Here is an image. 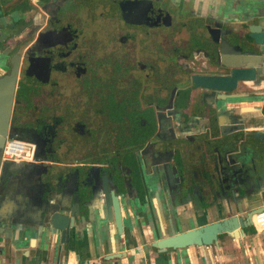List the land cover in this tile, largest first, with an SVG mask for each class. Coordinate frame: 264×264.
Masks as SVG:
<instances>
[{
	"label": "flooded vegetation",
	"instance_id": "obj_1",
	"mask_svg": "<svg viewBox=\"0 0 264 264\" xmlns=\"http://www.w3.org/2000/svg\"><path fill=\"white\" fill-rule=\"evenodd\" d=\"M242 1H6L3 14L19 8L20 17L8 22L0 55V80L18 56L0 135V206L38 218V197H50L54 209L78 204L97 221L104 189L142 211L162 208L166 187L174 201L188 185L201 190L198 179L209 199L227 158L200 152L183 127L196 113L212 122L210 93L202 99L192 76L213 74L233 26L246 29ZM7 144L19 157L5 156Z\"/></svg>",
	"mask_w": 264,
	"mask_h": 264
},
{
	"label": "crops",
	"instance_id": "obj_2",
	"mask_svg": "<svg viewBox=\"0 0 264 264\" xmlns=\"http://www.w3.org/2000/svg\"><path fill=\"white\" fill-rule=\"evenodd\" d=\"M6 1L9 0H0V55L7 42L5 38L8 22L13 16L20 17L19 8L14 9V13L3 14L2 5L7 3ZM257 20H261L264 24V0H258V10L252 22L255 23ZM233 28L237 35H244L247 32L245 28L237 29L236 26ZM252 84L238 85L233 94L241 95L240 100L225 103L221 110L213 108L211 124H206L204 118L206 115L196 113L183 127V135H194V143L200 146V152L203 150L211 158H220V163L221 158L235 161L233 166L224 169L225 177L214 180L216 188L209 199H203V182L198 179L197 183L201 190H197L193 185L186 186L182 189L180 194L182 196L176 199L177 203L174 201L173 208L169 203L166 204L169 192L173 193L169 187H166L162 195L164 204L162 208L154 203L155 206L149 210L136 209V215L135 211L130 213L134 225L132 230L127 224V231L120 237L115 234L113 226L109 227V232L106 234L88 232L80 240L73 239L69 251L63 253V256H58V252L55 253L54 245L43 246L34 239L35 237L28 238V244L19 251L10 248L9 244H5L0 238V264H264V232H257L253 226L244 232L236 231V236L218 235L216 244L210 247L190 246L181 250L150 248V244L156 239L218 222L220 220L218 211H223L227 205L234 209V198L238 200L240 212L233 210L231 215L243 216L248 208L264 206V146H255L245 140L246 136L253 134L254 131L264 130L263 98L250 97L264 94V83L260 81L258 87ZM231 107L236 108L234 113L229 111ZM247 107L251 110H255V107L260 109L258 108L255 114H243L241 111ZM232 114L240 116L239 120L244 128L227 136L228 141L224 142L220 139L221 128L233 124ZM251 116H255L256 120L252 122ZM247 151L254 152V155L248 157ZM231 168L236 173L233 180L238 182L239 188L235 194L232 188H227V178ZM225 192L228 200L225 198ZM187 193L190 199L185 198ZM179 199L182 201L180 202ZM9 213L13 211L6 206H0V216ZM147 214L148 219H146ZM152 227L158 232L156 239L150 233ZM36 245L42 250L34 248ZM112 256L120 259L104 261V258Z\"/></svg>",
	"mask_w": 264,
	"mask_h": 264
},
{
	"label": "water",
	"instance_id": "obj_3",
	"mask_svg": "<svg viewBox=\"0 0 264 264\" xmlns=\"http://www.w3.org/2000/svg\"><path fill=\"white\" fill-rule=\"evenodd\" d=\"M239 10L247 19V23H245L246 34L235 35L232 42L220 46L217 52L218 55L216 54L217 60L214 57L210 60V68H212L214 74L206 73L192 76L193 88L201 90L205 96L210 93L212 102L208 104L206 100L208 96H206V106H213L216 110L223 109L225 103H232L242 98L239 94H233L240 83H253L254 87L255 85L258 87L260 81L264 83V24L261 20H257L255 23L252 22V13L258 10V0H243L239 5ZM217 32L218 30L209 29V34L213 36L214 41H217ZM11 64L12 69L9 75L0 80V135L6 131V120L10 114L14 85L18 72V56L12 57ZM220 69H227L228 74H217ZM250 97L263 98L264 101V94L252 95ZM258 108L255 107V110H251V108L247 107L241 112L243 114H255L260 109ZM234 109L236 108L231 107L229 111L234 113ZM231 117L234 120L233 124L226 128H221L220 139L224 142L228 141L227 136L244 128V125L239 120V115L232 114ZM250 120L252 122L255 121V116H251ZM245 140L255 146H264V130L254 131L253 134L246 136ZM246 155L248 157L252 156L254 152L247 151ZM227 162L230 167L233 166V163L235 164V161L232 160H227ZM235 175V171L231 168L228 180L226 179L228 183L227 188H232L234 194L239 189L237 186L238 182L233 180ZM181 193L182 190L178 192L177 198L182 196L180 195ZM143 197L146 203L148 199L147 194ZM185 198L190 199V195L187 193ZM225 198L228 200L226 192ZM136 199L138 204L141 205L137 193ZM47 200L49 203L45 204ZM167 200L166 204L169 203V206L174 208L176 201L174 202L171 192H169ZM121 201H118L114 193L109 195L106 189H104L102 220L98 219L96 221L90 219V212L87 215L81 214L78 204H75L71 209L64 208V210L60 209L59 211L58 208H53L54 203L50 202V197L43 200L41 196L40 198L38 197V208L40 211L38 218L24 217L19 211L0 216V238L5 244H9L10 248L19 251L28 244V238L35 237L34 239L43 246L52 244L53 247L54 245L53 249L55 253L58 252V256H63V253L69 251L70 243L73 239L80 240L88 232L92 234H106L109 232V227L113 226L115 234L120 237L127 231V224L130 226L129 229L132 230L134 225L130 213L138 207L133 209L132 206L129 208L130 205L127 204V200L123 197ZM179 201L181 202L182 200L179 199ZM238 204V200L234 198V209L227 205V207L223 208V211H218L220 217L218 222L171 234L165 238L156 239L158 232L152 227L150 233L156 240L150 244V248L152 250H181L190 246L210 247L216 244L218 235L232 234V236H236V231L244 232L246 229L252 227V216L264 210L263 206L254 209L248 208L243 216L231 215L233 210L237 213L240 212V205ZM154 213L156 215L155 209ZM34 248L42 250L38 245ZM119 259V257L112 256L111 258H104V261Z\"/></svg>",
	"mask_w": 264,
	"mask_h": 264
},
{
	"label": "built area",
	"instance_id": "obj_4",
	"mask_svg": "<svg viewBox=\"0 0 264 264\" xmlns=\"http://www.w3.org/2000/svg\"><path fill=\"white\" fill-rule=\"evenodd\" d=\"M11 144H7L5 149V156L8 158L19 157V152H10ZM252 226L257 232H264V210L262 212L256 213L252 216Z\"/></svg>",
	"mask_w": 264,
	"mask_h": 264
},
{
	"label": "rangeland",
	"instance_id": "obj_5",
	"mask_svg": "<svg viewBox=\"0 0 264 264\" xmlns=\"http://www.w3.org/2000/svg\"><path fill=\"white\" fill-rule=\"evenodd\" d=\"M203 73H211V72H210V70H207V71H204ZM213 74H214V73H213ZM198 91H200V90L198 89ZM204 92H207V91H204ZM200 98H201V97H200ZM205 98H206V96L202 94V99L205 100Z\"/></svg>",
	"mask_w": 264,
	"mask_h": 264
}]
</instances>
